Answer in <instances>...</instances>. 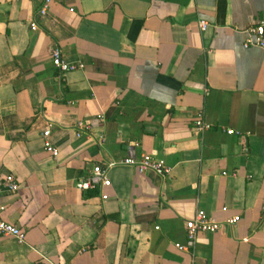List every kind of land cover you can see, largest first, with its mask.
Wrapping results in <instances>:
<instances>
[{
    "label": "crops",
    "instance_id": "1",
    "mask_svg": "<svg viewBox=\"0 0 264 264\" xmlns=\"http://www.w3.org/2000/svg\"><path fill=\"white\" fill-rule=\"evenodd\" d=\"M38 5L0 0V180L20 186L3 218L27 235L0 238V264H264V49L244 47L264 0ZM54 46L85 68L59 71ZM199 112L212 124L203 133ZM79 121L91 126L81 137ZM143 155L171 172L120 163ZM112 161L110 187L78 189ZM199 209L240 221L181 251Z\"/></svg>",
    "mask_w": 264,
    "mask_h": 264
},
{
    "label": "built area",
    "instance_id": "2",
    "mask_svg": "<svg viewBox=\"0 0 264 264\" xmlns=\"http://www.w3.org/2000/svg\"><path fill=\"white\" fill-rule=\"evenodd\" d=\"M31 2H38V13L40 15H46L53 3V0H30ZM210 26V23L201 19L199 21V27L201 31H206ZM31 28L36 30V22L31 23ZM248 38L244 43L245 48L258 47L264 49V21L258 23L254 27L247 30ZM52 63L62 73L75 71L77 69H84L85 65L83 63H70L68 62L62 53V50L58 46H54L51 50ZM101 118L103 116H100ZM55 124L52 121L47 123L46 128L43 131L44 147L45 150L54 158L59 156V149L50 140L52 131ZM212 128V124L205 119L204 113H197L193 120V130L197 133H203ZM77 137H81L84 133L91 129V126L85 121H79L76 125ZM229 135L237 134L234 129H229L227 131ZM121 164L129 165L135 167L140 173H145L148 170H152L160 176H166L171 172V169L166 165L163 159H153L149 155H143L141 158L127 157L123 159ZM119 164L118 162L112 161L107 167L102 165H96L92 172L86 177L78 181L77 187L83 191L95 190L98 188H107L111 186V180L108 176V170L111 167ZM226 175L227 173H223ZM234 176L236 174H233ZM20 189L19 183L13 176H8L0 180V238H13L19 244H27L26 233L18 226L7 222L3 218L4 206L2 205L3 198L8 193H16ZM109 198L108 194L103 193L102 199L107 200ZM224 211L228 208L224 207ZM240 221V216L235 215L227 218L224 221L217 220L216 218L210 216L205 210L199 209L195 216L191 219L186 220V243L177 244V247L181 251H190L196 248L198 238L203 233H216L222 225H236Z\"/></svg>",
    "mask_w": 264,
    "mask_h": 264
}]
</instances>
